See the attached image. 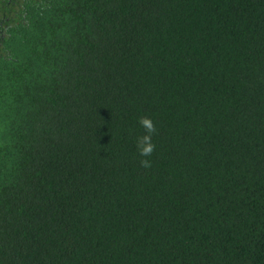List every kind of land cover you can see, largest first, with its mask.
<instances>
[{"label":"trees","instance_id":"1","mask_svg":"<svg viewBox=\"0 0 264 264\" xmlns=\"http://www.w3.org/2000/svg\"><path fill=\"white\" fill-rule=\"evenodd\" d=\"M0 264H264V0H0Z\"/></svg>","mask_w":264,"mask_h":264},{"label":"clouds","instance_id":"2","mask_svg":"<svg viewBox=\"0 0 264 264\" xmlns=\"http://www.w3.org/2000/svg\"><path fill=\"white\" fill-rule=\"evenodd\" d=\"M138 123L144 129L145 134L137 138L136 147L139 156L144 158L140 161L141 166L145 169H148L151 167V161L148 158L151 157L155 150V145L152 142V138L156 132V128L152 120L148 117L140 119Z\"/></svg>","mask_w":264,"mask_h":264}]
</instances>
